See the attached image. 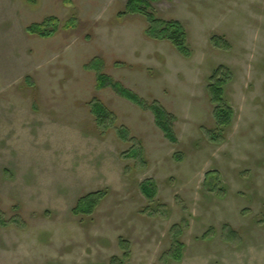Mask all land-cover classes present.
Instances as JSON below:
<instances>
[{"label": "rangeland", "instance_id": "374dc122", "mask_svg": "<svg viewBox=\"0 0 264 264\" xmlns=\"http://www.w3.org/2000/svg\"><path fill=\"white\" fill-rule=\"evenodd\" d=\"M127 3L0 0V264H264V0Z\"/></svg>", "mask_w": 264, "mask_h": 264}, {"label": "trees", "instance_id": "16d2710c", "mask_svg": "<svg viewBox=\"0 0 264 264\" xmlns=\"http://www.w3.org/2000/svg\"><path fill=\"white\" fill-rule=\"evenodd\" d=\"M161 1V0H128L126 12L125 14L130 15H141L144 16L148 23V29L146 31L147 36L150 39L158 40V41H168L170 42L173 47L184 57H189L191 55L190 48L187 43V32L185 28L177 21H163L161 19L156 18V16L149 12V9L152 7L153 2ZM59 23L57 18H48L46 19L43 24H35L32 25L27 29V33L29 35H37L41 38H50L53 37L56 33V28ZM54 26V29L50 32L43 31V27L45 26ZM75 21L71 20L67 23V28L75 27ZM213 42L215 45L219 44L218 39H213ZM215 79V78H214ZM108 79L104 78L102 76L98 79V87H104L106 86ZM108 85H111L115 90L126 99L135 102L138 105H143V103L140 101L138 97H136L134 94L129 92L128 90L123 89L121 86H119L117 83L110 82ZM210 89L212 90V100L213 102H217L219 106L221 105V100L216 98L215 92L218 93L219 88L216 87V84L213 83L210 86ZM91 106V105H90ZM218 106V108H219ZM100 106L92 105V114L96 118V120L102 124L104 115H102L105 108H99ZM151 110H154V115L156 117L157 124L163 129L165 132V135L171 140L175 141V137L173 135L171 124L169 125L167 121L165 122L164 118H166L167 114L166 112L158 106L157 109L152 108ZM215 113H217V109L215 110ZM122 135V134H121ZM213 175V174H208ZM101 194H90L82 199H80L78 205L75 207L73 212L77 215H92L94 213V210L97 208L99 202L101 201ZM121 245L125 248L124 242L121 243Z\"/></svg>", "mask_w": 264, "mask_h": 264}]
</instances>
